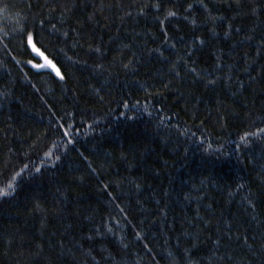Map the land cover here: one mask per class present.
Masks as SVG:
<instances>
[{"label":"trees","instance_id":"trees-1","mask_svg":"<svg viewBox=\"0 0 264 264\" xmlns=\"http://www.w3.org/2000/svg\"><path fill=\"white\" fill-rule=\"evenodd\" d=\"M0 264H264V0H0Z\"/></svg>","mask_w":264,"mask_h":264},{"label":"snow or ice","instance_id":"snow-or-ice-1","mask_svg":"<svg viewBox=\"0 0 264 264\" xmlns=\"http://www.w3.org/2000/svg\"><path fill=\"white\" fill-rule=\"evenodd\" d=\"M32 39L33 38L31 36V34H29V36H28V43L31 45L33 51L38 52L40 55L43 56V53L40 52V50L35 46V44L32 42ZM44 59L46 61V65H39V64H37L35 66L36 67L49 66V67L53 68L56 71L57 76H60L59 69H56V66L52 63V61L51 60H48V58L46 56L44 57ZM29 63H32V61H29ZM61 78H63V77H61Z\"/></svg>","mask_w":264,"mask_h":264}]
</instances>
